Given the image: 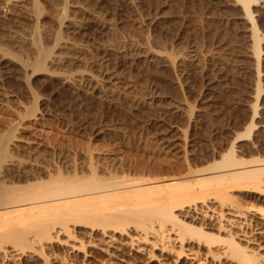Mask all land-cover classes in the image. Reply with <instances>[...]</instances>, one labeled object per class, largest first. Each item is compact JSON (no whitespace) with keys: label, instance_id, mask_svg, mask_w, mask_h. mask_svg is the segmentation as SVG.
Instances as JSON below:
<instances>
[{"label":"rangeland","instance_id":"374dc122","mask_svg":"<svg viewBox=\"0 0 264 264\" xmlns=\"http://www.w3.org/2000/svg\"><path fill=\"white\" fill-rule=\"evenodd\" d=\"M238 2L0 0L1 186L19 192L93 174L196 181L230 150L250 169L263 163L264 0L251 6L258 64ZM231 185L166 194L177 214L209 215L174 211L192 229L157 220L164 238L133 221L13 223L0 264H237L227 242L244 246L241 228L264 255V171Z\"/></svg>","mask_w":264,"mask_h":264},{"label":"bare ground","instance_id":"6f19581e","mask_svg":"<svg viewBox=\"0 0 264 264\" xmlns=\"http://www.w3.org/2000/svg\"><path fill=\"white\" fill-rule=\"evenodd\" d=\"M236 1L241 3L244 11V18L249 23L247 26L250 30L249 34L252 36H250V38H253V40H251V45L253 44V47L250 50H252V55H254V58L257 60L258 64L261 55L260 40L263 37H259L260 33H258L256 19L253 15L254 10H251L253 2H257V0ZM247 135L250 136V133ZM2 158L3 157L0 156V160ZM255 162H257V164L255 163L252 165L253 167L250 169L246 162L235 158L232 154V151L230 150L216 165H214V163V166L212 165L211 167H204L205 169H203V172L200 174V178L196 181H186L185 179H179L177 181L167 180L163 182H155L147 179H129L125 177L122 179H117V177L113 178L111 176L108 179L107 177L102 179V177L99 178L98 175L93 174L90 177H86L87 179L83 181L78 179H73L70 181L62 179L60 182L58 181L59 183L53 182L54 184L50 183L48 185H43L42 182H40L42 184L41 185L39 181L37 183L32 182L33 184L24 187L26 188L25 191H23V187L22 191L17 189L20 193L16 190L9 191L7 188L1 186L0 183V238L6 233V228H8L7 232L9 231V234L13 231L16 232V228V230L11 228L13 223H20L31 219L33 220V224L35 226H46L43 228L47 229V225L51 223L47 221L54 219L58 223L65 224V219L68 215L72 216V219L77 225L78 223L80 224L81 220L91 218L89 223H91L93 220L94 222L97 220V226L100 225L104 229H106L105 227L109 225L133 221L138 226L142 227L147 233H152L153 231H149L152 229L155 231L153 234L156 235L160 233V236L162 235L163 238L165 237V234L162 232L163 230L159 231L154 227V222H157V220H159V222L162 224L160 225L161 229L164 226V223L170 222L173 223V225H177L181 230H191L192 227L181 222L182 220L180 221V219H177V215L182 213L181 215L187 217L190 216L192 212L199 211L198 213L207 217V215H209L207 210L203 211L201 208L196 209L195 206V210L190 207L184 208L183 211L177 214L178 211H175L178 210V207L176 208L177 205H171L167 203L165 200L167 198L166 194H169L170 196L177 194L176 197H182L189 191L194 190L196 185L202 188L219 187L218 189L224 191V189L232 187V183L249 179L256 180L258 179V175L264 171V161H262L263 163H260L261 161L255 160ZM251 163H254V161ZM28 180H30V178ZM258 183L259 182L255 184ZM217 197H219L221 200V198H224L225 196L222 197L221 195V197ZM14 199L17 201L13 202ZM11 201L14 204H12ZM261 209L258 211L263 213L264 209ZM214 213L218 215L217 217L222 216L220 212ZM239 215L240 214L237 216ZM196 216L198 215H195L194 217ZM51 226H53V223ZM64 228L67 230V224ZM46 229L44 232L41 231L43 236L49 235ZM240 233L245 238H243L245 241L244 246L237 243L233 237H231V239H229L227 242L228 250L230 251L232 257L237 259V264H263L261 263V260L263 259L264 255L254 252L249 247V244H251L255 238L250 237V233L245 229L243 230L241 228ZM116 241L117 238L114 237L113 233H110L109 235L107 234V242L111 245V247H113L114 251L111 249V252L114 253L118 252L117 242L119 240L117 242Z\"/></svg>","mask_w":264,"mask_h":264}]
</instances>
